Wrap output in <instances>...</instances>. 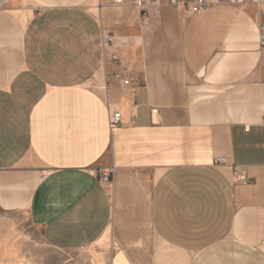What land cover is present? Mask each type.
<instances>
[{
  "label": "crops",
  "instance_id": "crops-1",
  "mask_svg": "<svg viewBox=\"0 0 264 264\" xmlns=\"http://www.w3.org/2000/svg\"><path fill=\"white\" fill-rule=\"evenodd\" d=\"M142 1L0 0V233L25 214L87 264H264V0Z\"/></svg>",
  "mask_w": 264,
  "mask_h": 264
},
{
  "label": "rangeland",
  "instance_id": "rangeland-1",
  "mask_svg": "<svg viewBox=\"0 0 264 264\" xmlns=\"http://www.w3.org/2000/svg\"><path fill=\"white\" fill-rule=\"evenodd\" d=\"M192 3L188 5V10ZM100 41L103 52H106L111 45L108 48L104 47L103 34ZM112 56L114 55L109 54L107 58L105 57V64L106 62L117 64L118 60L116 63L113 62ZM114 78L116 77L112 74L107 76V86ZM125 82L128 81H124V84ZM3 222L6 232L4 235L0 233V264H87L83 252H57L45 245L40 233L29 225L25 214L8 217Z\"/></svg>",
  "mask_w": 264,
  "mask_h": 264
},
{
  "label": "built area",
  "instance_id": "built-area-1",
  "mask_svg": "<svg viewBox=\"0 0 264 264\" xmlns=\"http://www.w3.org/2000/svg\"><path fill=\"white\" fill-rule=\"evenodd\" d=\"M117 3H120L121 0H116ZM169 4L172 6H177L178 2L177 0H169ZM137 7L140 9L144 8L145 3L142 0H137L136 2ZM207 8V2L206 0H194V2L190 5L189 10L192 13H199ZM143 11V16L146 15V13ZM112 37L109 32L104 31L103 32V45L105 48H108L111 45ZM260 42L261 44H264V31L260 34ZM111 59L113 62L116 63L117 58L115 56H112ZM125 84H128V82H125ZM121 121V116L119 112L117 111H111L109 116V127L110 130H114L118 127L119 123ZM221 161V160H220ZM99 181L102 185H108L111 181V175L110 173L100 174ZM243 183H247L246 180H242Z\"/></svg>",
  "mask_w": 264,
  "mask_h": 264
}]
</instances>
